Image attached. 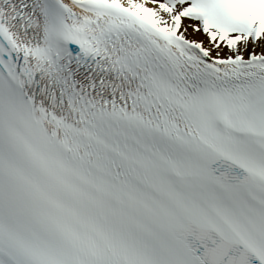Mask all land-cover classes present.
Wrapping results in <instances>:
<instances>
[{"label": "snow or ice", "instance_id": "1", "mask_svg": "<svg viewBox=\"0 0 264 264\" xmlns=\"http://www.w3.org/2000/svg\"><path fill=\"white\" fill-rule=\"evenodd\" d=\"M0 264H264V0H0Z\"/></svg>", "mask_w": 264, "mask_h": 264}, {"label": "bare ground", "instance_id": "2", "mask_svg": "<svg viewBox=\"0 0 264 264\" xmlns=\"http://www.w3.org/2000/svg\"><path fill=\"white\" fill-rule=\"evenodd\" d=\"M199 38H201V39H202L203 37L201 36V37H199Z\"/></svg>", "mask_w": 264, "mask_h": 264}]
</instances>
